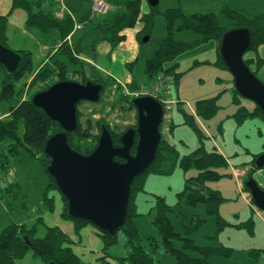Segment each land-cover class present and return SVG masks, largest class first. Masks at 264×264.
Returning a JSON list of instances; mask_svg holds the SVG:
<instances>
[{
    "label": "rangeland",
    "instance_id": "rangeland-1",
    "mask_svg": "<svg viewBox=\"0 0 264 264\" xmlns=\"http://www.w3.org/2000/svg\"><path fill=\"white\" fill-rule=\"evenodd\" d=\"M10 0H0V10L8 9ZM223 9V8H222ZM215 9L200 11L202 13L215 12L220 25L231 27L235 22L226 16L223 12ZM239 12L244 15L260 13L258 8L248 6L241 7ZM9 22L6 33L8 36L9 47L20 50L25 48L32 52V68H53L54 61H65L67 73L66 76L76 77L74 74L77 70L84 68V65L90 68L86 61L82 63L73 62L65 58L64 54L58 53L52 58V62H47L42 66L40 64L45 59L50 48L44 47L48 44L51 50L56 47L61 39L59 29H51L42 33V36H33L26 32V10L16 8L9 13ZM6 13V14H7ZM84 14V13H83ZM129 31V30H128ZM128 33V32H127ZM166 34L165 18L162 14L158 15L152 30L151 37L148 41L143 42V38L138 36L140 49V58L133 67L132 76L139 83L146 81L148 78L144 73V64L148 57H151ZM82 36L85 41L92 37V29L88 25ZM175 37L182 40H194L198 36L191 31H176ZM96 40V39H95ZM93 40L78 55L79 60L82 58L94 57L95 53L91 51L96 45ZM95 43V44H94ZM100 51V47L97 48ZM97 50V51H98ZM124 46L119 47L115 53L107 51H98V60L102 57L100 64L120 68L121 62L110 59L127 53ZM259 53L264 58V44L260 45ZM216 43L207 41L200 43L195 47L186 50L178 57L179 65L176 72L180 73L176 84V94L180 96L183 103L180 108L174 109V126L170 136V142L178 152V157L169 155L166 157L162 167L166 171L163 173L148 172L145 176L144 190L136 195L137 210L141 212L135 217L140 236L147 249L153 253L150 241H156L159 244L157 252L153 253L157 259L164 264H179L177 257L172 251H166L161 242V234L154 225L153 220L156 214L154 208L156 200L155 195L165 198L166 202L175 207L170 213L171 221L179 235H175L171 245L177 249L185 247L183 236H191L200 246H220L225 245L232 247L234 253L232 256L221 254H211L209 260L215 264H254L255 258L252 255L253 249L264 248V211L258 207L248 205L242 197L244 181L250 173L256 181L264 188V166L255 168L252 160L255 154H258L264 147V119L261 117H252L239 124L235 117L238 108L234 102V79L232 73L217 64L214 61L217 58ZM101 55V56H100ZM103 55V56H102ZM249 57L255 58V52H248ZM115 56V57H114ZM115 61V62H114ZM120 61V60H119ZM206 61H211L210 63ZM254 67V66H253ZM96 67L92 65L90 78L107 79L104 75L96 73ZM37 70L26 74L21 80L17 81L16 88H24L25 93L34 94L60 79V71H55L45 76L37 75ZM258 76L264 81V65L259 69ZM3 75H0V89ZM113 80L107 84L101 99L99 101L82 100L78 103L80 110V132H89L92 135L84 137L80 135V142L94 143L96 136L100 132L99 120L105 119L110 126L122 131L130 125L137 123V111L127 99L122 85H115ZM129 88L130 86L127 85ZM219 95L218 104L220 105L216 114L208 119H202L196 114L195 105L198 100ZM250 100V99H249ZM244 100L247 106L252 102ZM10 109V103L0 100V114L4 116ZM186 113L195 116V122L205 131V147L209 150L218 148L223 151L229 160L227 167L220 168V172L229 173L219 179L208 180L207 185L212 189L219 190L225 197L220 205V212L223 217L230 223L225 228L219 230L215 215L207 210L204 202L191 204L188 202L187 179L196 176L198 170L191 167L188 170L181 165V157L190 153L200 145V137L194 126L186 121ZM79 136V135H78ZM10 141L3 140L0 142V231L9 223H25L28 226L36 225V236L45 237L47 226H59L65 231L74 242V250L78 253L83 261L96 262L104 252L109 253L108 260L111 264H130L129 261H120L119 256H127L130 249L126 244L127 236L123 230H120L117 236V242L110 245L106 250L105 242L98 233V229L93 224H85L81 227L79 233L75 230V222L71 218L63 216V199L56 188L48 190L47 195L53 197L51 206L45 200V192L49 183V174L43 164V160L33 158L27 155L25 150L19 149L17 155H13L9 149ZM14 169V175L9 176V170ZM241 190V192H240ZM250 196V193L245 190ZM202 220V224L195 230L187 232V225L193 223L191 216ZM255 222L252 230L245 227L233 225L248 218ZM191 255H200L198 251L185 247ZM115 256V257H114ZM260 259L264 261V250L260 254ZM116 259V260H115ZM15 264H51L45 261L33 248L16 260Z\"/></svg>",
    "mask_w": 264,
    "mask_h": 264
},
{
    "label": "trees",
    "instance_id": "trees-1",
    "mask_svg": "<svg viewBox=\"0 0 264 264\" xmlns=\"http://www.w3.org/2000/svg\"><path fill=\"white\" fill-rule=\"evenodd\" d=\"M34 3L35 0H12L11 11L20 7L26 10V25L29 27L38 28L43 32H48L53 28H58L61 34L62 42L57 49V53L54 55L61 53L73 62L82 63L77 55L83 50L81 42L72 44L68 40L69 35L76 27V20L68 13L65 14L63 18H59L52 11L45 9L35 10L33 6ZM69 5L73 12L78 11V7L74 1L70 0ZM222 12L235 22L231 27L220 25L217 15L213 12L186 13L180 4L169 7L164 12L160 11L159 6L150 5V10L147 13L142 14L141 0H130L124 9L115 12L109 11L107 14L101 15V19L96 25V40L94 42L98 40L107 41L110 44L111 49H114L125 39L123 31L128 27L135 26L139 20H143L145 22V26L142 31L139 32V36L142 37L144 34H149L151 36L156 17L162 14L165 18L166 34L156 52L151 57L146 59L144 73L148 78L146 81H150L160 72L174 73L175 80L173 83V92L177 98L179 97V101L176 106H179L180 108V104L183 103L184 100L176 94V84L180 73L175 71L179 65L177 60L179 55L200 43L214 41L216 43L218 53L214 63L228 69L218 50L222 35L227 29L239 26L249 27L253 31V46L244 54L245 61L257 74L259 69L264 65V58H262L258 50L259 46L264 44V10L257 14L253 13L250 15H244L237 9H234L226 4L223 7ZM9 14L10 12L7 14H0V42L5 45H8L6 29L9 22ZM85 18H90V15L86 14ZM184 30L198 34L199 37L188 41L177 39L175 37V32ZM93 48L94 46L92 49ZM18 51L21 52L23 58L15 72L9 73L0 63V75L4 76L0 89V100H5L10 103L8 114L4 117L0 114V142L3 140L10 141L9 149L13 155H17L19 153V149L22 148V150L24 149L30 157L43 160V164L46 168L50 161V157L44 153V145L51 134L61 130L62 128L60 124L51 119L42 108L36 106L32 102V96L34 94H29L28 92L25 93L26 91L23 90L24 88L17 90V81L21 80L26 74L36 70L32 68V52L26 49H20ZM252 51L255 52V58L247 55L248 52ZM136 61L137 60L129 62L127 66L133 69ZM206 62L210 63L211 61ZM54 63L55 66L53 68H40L37 70V75L40 76L42 73H46L45 76H47L54 72L56 68L61 74L59 80L73 79L85 82L86 80L91 79L86 74L83 67L74 73L76 74V77L73 78L66 76L67 68L65 61L58 60L57 63L55 61ZM95 80H102L106 83L104 89L102 90L103 94L107 84L113 81V78H98ZM138 84L139 82L135 78L131 83H129V86L130 88H134ZM233 90L234 102H236L238 106L235 112V117L239 124L252 117H261L263 119V113L256 103L242 96L236 89L235 85ZM218 97L219 95H215L198 100L195 105L196 114L202 119H208L216 114L220 106L218 104ZM130 98V96H126L128 102ZM244 100H249L252 102V105L250 107L247 106L246 103H243ZM185 116L186 121L194 126L200 137V145L190 153L183 155L180 159L181 165L184 169L188 170L194 166L198 170L196 176H192L187 179V186L191 189L190 192H188V202L191 204L204 202L207 206V210L211 214L215 215L218 228L221 230L230 224L220 212V205L224 201L225 197L219 190L212 189L206 185L208 180H215L219 179L223 175H229V173L219 171L220 168L227 167L229 165V160L218 148L215 147L211 150L207 149L205 147V131H203V129H201L195 122V116L193 113H186ZM79 119L80 110L78 123H80ZM173 120L171 124V132L174 126ZM102 121L106 120H99V125ZM106 124L111 130L110 123L106 122ZM79 130L80 124L76 130L69 133V143L78 151L82 153H89L97 145L99 134L96 136L95 141H93L94 143H82L80 142V135L88 137L92 134L89 132H80ZM263 151L264 147L262 151L255 154L252 160L255 168H252V171L257 168L255 160ZM169 155L178 157V152L170 140L163 136L154 161L143 174L136 178L132 185V194L127 221L120 229L123 230L127 236L126 244L130 251L127 256L117 257L120 261L127 260L130 264H164L153 254L157 252L159 244L156 241H150L151 245L154 246L152 247V253L147 249L140 236L139 229L135 221V217L141 214V212L137 210L136 195L138 192L144 190L145 176L148 172L163 173L166 171L163 169L162 165L166 157ZM251 173L250 175H252ZM53 187L58 190L53 177L49 175V183L45 192V200L48 201L51 206L53 205L54 200L53 197H49L47 193L48 190ZM243 189L250 193L245 181ZM60 194L64 203L62 214L66 218L73 219L75 222V230L79 233L81 227L85 224H89V222L70 217L67 213V199L61 192ZM154 195L156 200L154 206V208H156V214L153 223L161 234V242L163 243L166 251H172L177 257L179 264H215L209 260V256L211 254H221L229 257L233 255L234 249L232 247L225 245L200 246L191 236H183L185 239V247L198 251L200 255L189 254L185 247L181 249L173 247L171 245V241L173 237L177 234L179 235V233L175 230L170 218V213L176 206L167 203L164 197L156 194ZM250 201L252 207L257 208L251 198V194ZM252 218L253 217L251 216L248 220L234 223L233 225L252 230L255 225V221ZM191 219H193V223L187 225V232L197 229L202 224V220L195 215L191 216ZM36 230V225L28 226L25 223L11 222L6 225L4 229L0 231V264H15L16 260L23 257L30 248H33L34 251L48 263L111 264L112 262L108 260L109 253L107 252H104L96 262L83 261L82 257L75 252L74 242L71 237L57 225L47 226V234L45 237H37ZM98 233L102 236L105 242L104 250L117 242V237L114 239L99 230ZM25 237H27L29 242H27ZM262 250H264V248L253 249L252 255L255 258L254 264H264V261L259 257Z\"/></svg>",
    "mask_w": 264,
    "mask_h": 264
},
{
    "label": "water",
    "instance_id": "water-1",
    "mask_svg": "<svg viewBox=\"0 0 264 264\" xmlns=\"http://www.w3.org/2000/svg\"><path fill=\"white\" fill-rule=\"evenodd\" d=\"M147 1L158 6L160 0ZM149 38L146 34L143 42ZM252 46L253 31L239 26L223 33L218 50L234 77L236 89L258 105L264 119V81L244 58ZM22 58L21 52L0 42V63L9 73L17 70ZM105 85L104 81L92 78L85 82L59 80L35 92L32 102L62 128L49 136L43 150L50 157L46 170L67 199L68 215L93 224L115 239L127 221L132 185L156 157L162 140L164 106L152 95L131 97L129 103L138 113L137 126L127 127L119 134L117 143L106 121H102L97 145L91 152L82 153L69 143V133L79 126L78 103L99 101ZM255 165L264 166V151L257 156ZM245 184L254 204L264 211V188L253 175L248 176Z\"/></svg>",
    "mask_w": 264,
    "mask_h": 264
},
{
    "label": "crops",
    "instance_id": "crops-1",
    "mask_svg": "<svg viewBox=\"0 0 264 264\" xmlns=\"http://www.w3.org/2000/svg\"><path fill=\"white\" fill-rule=\"evenodd\" d=\"M69 1H68V4H69ZM72 1H74L76 6L78 7V11H74V14H75V17L77 19V23H79V26L75 27L73 32L69 35L68 40L72 44L81 42L82 47H86L90 43H92L93 40L96 39V25L98 24L99 20L101 19V15L94 14L92 12V1L93 0H72ZM108 1L111 5L110 12H115V11H119V10L124 9L126 4L128 3V1H130V0H108ZM9 4H10V6L8 9H11L12 0L9 1ZM178 4H180L182 6L183 10L186 13L200 12V11H203V9H206V10L215 9L217 11H219V10L221 11V9L226 4H228L229 6L233 7L234 9H237V10H241L242 6L243 7L248 6L250 8H258L259 12H262L264 10V0H160L158 6H159L160 11L164 12L169 7H173V6H176ZM33 6H34L35 10L45 9V10H49L52 12H55V8H56V4H55L54 0H35V3L33 4ZM8 9H4V11L0 10V14H6ZM149 10H150V4L148 3V1L147 0H141V12H142V14L147 13ZM213 13H215V12H213ZM86 14H89L90 18H85ZM26 18H27V14H26ZM9 20H10V18H9ZM88 25L92 29V37H90L89 41L84 42L86 37L82 36V34ZM144 26H145V22L143 20H139L135 24V26L126 28L123 31V33L125 34V39L123 41H121L120 44L117 47H115L114 49H111V46L107 41L102 40V41H99L97 43L95 42L96 45H94V48L91 49V51L93 53H95V56L90 57V59L89 58H82V62L87 61L90 64L91 69H92V65L95 66L96 67L95 68L96 73L102 74L101 76L104 77V75H105L106 78H108V77L113 78V80L116 82L115 85H117V84L122 85V87L124 85H129V83H131L135 79V77L132 76V74H134V73H132L133 69L129 68L127 66V64L129 62L134 61V60H137L136 61V63H137L139 58H140V49L142 47L139 44L138 36H139V32L142 31ZM56 29H58V28H56ZM57 31H59V30H57ZM26 32L28 34H31L32 37L33 36H42V34H40L41 30H39L38 28H35V27H31V28L26 27ZM42 33H44V32L42 31ZM61 42L62 41L60 39L59 42L57 43L56 47H54L52 50H51V47L48 46V44L44 45V47L50 48V49L48 51L47 56L45 57V59L40 64V66L43 67V65L45 63L53 61L52 58L56 56L54 54L57 53V49L60 46ZM122 46H124L126 49H129V50H127V53L124 54L123 56H121L120 59H118V57H116V59H114V58L110 59V61L116 60V62H121L122 64L119 66L120 68H115L113 65H111V66L103 65L102 66L100 64V62L102 61V57H100L98 60L97 56H98L99 50L97 48L100 47L99 52L103 51V55L104 54L106 55L108 53L107 51H111V53H115L116 50ZM14 48L19 49L21 47H14ZM23 49H25V48H23ZM29 50H31V49H29ZM64 57L66 58V56H64ZM85 65H84L85 72L88 76H90L89 74H91L92 71L90 68H88ZM36 70H38V68ZM176 108H179V106H176ZM7 114H8V111L5 113V115H7ZM173 119H174V117H173ZM170 136H171V134H170ZM240 192H241V190H240ZM242 197L246 200L248 205L252 206L251 201H250V196L248 195L247 192H245L244 189L242 191Z\"/></svg>",
    "mask_w": 264,
    "mask_h": 264
},
{
    "label": "built area",
    "instance_id": "built-area-1",
    "mask_svg": "<svg viewBox=\"0 0 264 264\" xmlns=\"http://www.w3.org/2000/svg\"><path fill=\"white\" fill-rule=\"evenodd\" d=\"M56 4L55 15L63 18L65 14H70L76 20V27L79 26L73 10L68 4V0H54ZM111 10V5L108 0H93L92 12L94 14L104 15ZM175 80L174 73L160 72L150 81L140 82L134 88H129L127 85L123 86V91L130 97L152 95L158 98L164 106L163 120L161 124L162 136L170 138L171 124L173 120V113L179 99L173 92V83ZM14 175V169L9 170V176Z\"/></svg>",
    "mask_w": 264,
    "mask_h": 264
},
{
    "label": "flooded vegetation",
    "instance_id": "flooded-vegetation-1",
    "mask_svg": "<svg viewBox=\"0 0 264 264\" xmlns=\"http://www.w3.org/2000/svg\"><path fill=\"white\" fill-rule=\"evenodd\" d=\"M136 109V108H135ZM136 111H137V109H136ZM106 122H108V121H106ZM137 123H138V113H137ZM137 123H135L134 125H130V126H137ZM99 127H100V132H101V125H99ZM129 127V126H128ZM124 130H126V129H124ZM124 130H122V131H117V130H115V129H113L112 127H111V131H112V133H113V135H114V138H115V142H117V143H119V139H118V136H119V134L120 133H122ZM100 132H99V134H100Z\"/></svg>",
    "mask_w": 264,
    "mask_h": 264
},
{
    "label": "bare ground",
    "instance_id": "bare-ground-1",
    "mask_svg": "<svg viewBox=\"0 0 264 264\" xmlns=\"http://www.w3.org/2000/svg\"><path fill=\"white\" fill-rule=\"evenodd\" d=\"M163 137V136H162Z\"/></svg>",
    "mask_w": 264,
    "mask_h": 264
}]
</instances>
